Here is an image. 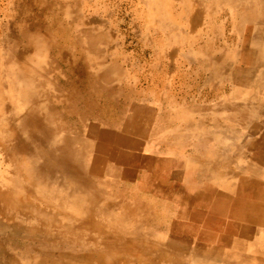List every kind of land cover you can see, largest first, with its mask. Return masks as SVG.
I'll use <instances>...</instances> for the list:
<instances>
[{
	"label": "rangeland",
	"instance_id": "374dc122",
	"mask_svg": "<svg viewBox=\"0 0 264 264\" xmlns=\"http://www.w3.org/2000/svg\"><path fill=\"white\" fill-rule=\"evenodd\" d=\"M135 1L0 0V138L10 123V108L20 113L24 108L23 97L12 95L20 81L12 87L8 77L14 66L27 65L33 90L40 74L50 84L44 85L50 92L47 105L62 135L57 146L76 153L90 183L85 214L79 187L75 196L42 204L36 194L50 193L47 188L25 190L40 173L23 174L10 161L20 164L27 156H9L0 148V264H212L205 258L211 249L218 250L212 253L215 258L235 249L242 259L264 258L259 253L264 239L241 237L244 225L235 234L228 231L229 205L213 213L211 207L189 204L211 185L230 193L234 174L264 171V160L243 150L251 138L248 127L264 128L263 64L258 51L253 62L244 56L242 43L251 34L235 30L239 20L232 22L234 33H202L203 28L217 30L218 23L189 21L187 17L200 18L201 7L182 6L180 0L141 6ZM73 16L80 19L79 32L70 26ZM25 30L40 44L27 45ZM246 47L255 49L249 41ZM215 50L220 52L214 59L219 69H199ZM206 78L219 86L202 81ZM188 79L193 88L185 86L186 93L204 96L193 102L164 100L167 92L185 94L181 84ZM212 88L218 90V103L211 101ZM247 101L252 103L248 109ZM260 104L262 112L254 110ZM215 123L229 130L222 137L230 141L221 144L217 156L211 144H204L213 140ZM175 127L177 134L171 132ZM67 135L68 143L62 142ZM190 135L199 140L195 147ZM215 159L218 166L212 164ZM47 170L51 177L44 175L45 181L52 185L55 174ZM62 183L69 191V180ZM73 202L79 209L70 207ZM81 217L89 224L80 223Z\"/></svg>",
	"mask_w": 264,
	"mask_h": 264
},
{
	"label": "crops",
	"instance_id": "0c3cea01",
	"mask_svg": "<svg viewBox=\"0 0 264 264\" xmlns=\"http://www.w3.org/2000/svg\"><path fill=\"white\" fill-rule=\"evenodd\" d=\"M157 4L155 0H137L135 1V5L141 6L142 4H147V5H153ZM176 4V3H175ZM178 4L182 6H198L201 7V13H200V18L198 16L195 17H187L189 21L194 22L198 20H203V21H211L214 23H218V28L217 30H207L203 28L202 33H234L232 31L231 25L232 22H236L239 20V26L235 28L236 31L240 33H248L250 36V39H248L245 43V40L247 39L246 36L242 40L243 43V48L245 51V55L248 59L252 60V62L256 59V52L257 55H259L260 63L263 64V69H264V40H262V37L264 38V0H180ZM193 15V14H192ZM236 15L241 17L240 19L236 18ZM166 20V19H163ZM80 19H76L75 16L71 18V28L74 30V32L78 31L80 29ZM85 21V20H84ZM220 23V24H219ZM243 25V27H242ZM260 25V26H259ZM78 27V30H77ZM247 28H254L252 32H248ZM23 33H25V39H26V44L28 45L31 42H34L35 45L37 46L38 42L37 40L33 41L32 35L25 30ZM249 42H252L254 45L255 51L249 50L246 45ZM40 46V45H39ZM219 49V47H218ZM220 54L219 50H215L214 52H211V61L206 60L207 59V54L205 56V60H201L200 64H198V68L201 69L202 71L210 69L214 70L216 68L219 69V64L214 61L215 56L218 57ZM251 62V61H250ZM256 62V61H255ZM13 66V65H12ZM42 64L40 65V67ZM210 68H209V67ZM31 70L28 69L27 65L26 67H16L14 66L12 68V71L10 72V76L12 78H9V83L12 87H15L17 83L19 82L20 89L18 90H12V95H18L20 97H23V103H24V108L22 112H18L15 110V108H10L12 110L11 118H10V123L12 127L16 126L19 124V120H22V125L24 127V133L26 134V138L28 136L29 141L35 140L33 138V134L37 133L40 135L46 136V143H52V146H54L55 140L60 139L58 129L54 127V118L53 115L50 114L49 110V104L47 105V101L49 100V95L50 92H48V89L45 88L46 85H50L47 81H45L44 77L40 74L38 79L35 81V89L33 90L32 87V78H31ZM261 79H264V71L261 72ZM252 77V74L250 75ZM202 81H206L209 85L212 87H218L219 82L216 81L214 78L212 79H202ZM182 86H184L185 89V94H179L176 91L175 92H167L165 93V96L163 97L164 100L168 101H178L179 99L181 101L185 102H193L196 100L198 96H204L202 94H191V93H186L189 91L188 87L191 86L190 90H192V82L187 80V83H182ZM188 86V87H185ZM212 99L213 103H218L219 101V93L216 88H212ZM214 91V92H213ZM243 92L245 93L246 90L243 87ZM209 93V92H208ZM0 94L2 93L0 89ZM9 95H11L9 93ZM160 97V95H157ZM207 100L209 99L208 96L210 94H207ZM215 96V97H214ZM159 98V99H163ZM2 102V101H1ZM247 106L246 108L248 109V106L252 107V103L250 101H247ZM190 106V104H189ZM218 106V104H217ZM262 107L263 105H259V110L256 108L254 110L262 112ZM46 109V113L43 111ZM253 110V109H252ZM252 110H250L252 112ZM3 117L2 114H0V119ZM216 124V123H215ZM179 129L175 127L174 129L171 130L172 133L177 134ZM229 130L227 129H222L219 127V125L216 124L213 135H212V141L207 139V143L204 144H211V149L213 155L217 156L218 155V149L220 148L221 144L222 145H227L230 143L228 138L222 137L225 133ZM222 132V133H221ZM248 132L251 134V138L245 141V145L243 147V150L247 148L249 149V154L258 157L262 160H264V147L263 141H264V128L258 127L256 125H252L248 127ZM221 133V134H220ZM68 136V135H67ZM194 137V138H193ZM189 139H192V145L191 146H196V144H199V140L195 135H190L188 137ZM69 139V136H68ZM200 142L202 143V138H200ZM66 143V141H64ZM68 143V140H67ZM32 147V146H31ZM30 148V147H29ZM56 148V147H55ZM71 149L70 147H68ZM135 156V155H134ZM135 158L139 159V156H135ZM213 162L212 164L214 166H218L217 164H220V161ZM168 161H172V163H181L183 161H179L176 159H171ZM186 171V170H184ZM217 171V169H216ZM252 173L248 174L246 173H238L237 175L234 174L235 176V182H234V187L230 188L234 189L231 190L230 193H221L219 192L218 188L214 185H211L212 190H206L205 192H199L196 194V196L191 197L192 200H190V206H205V207H211V211H218L221 212V208H223L226 204L229 205L228 211H226V216L228 217L229 225H228V231L235 234L236 232L240 231L242 229V225L245 226V230L243 231L245 234H243L241 237H245L247 234L246 228L247 224L246 222H238L236 221L235 216L233 215L235 210L239 208L240 201L244 200L243 202H246L247 200H251L253 197H259L261 192V187L264 188V171H252ZM218 173V172H217ZM186 175V174H182ZM215 175L216 180L218 181V175L216 173L212 174V176ZM194 178V174H193ZM213 180V177H212ZM196 181V180H195ZM188 183L187 180H184V183ZM207 188V187H206ZM238 188V191L236 189ZM264 191V190H263ZM233 218L232 221L230 219ZM222 241L224 243L226 242V237L222 236L221 237Z\"/></svg>",
	"mask_w": 264,
	"mask_h": 264
},
{
	"label": "bare ground",
	"instance_id": "6f19581e",
	"mask_svg": "<svg viewBox=\"0 0 264 264\" xmlns=\"http://www.w3.org/2000/svg\"><path fill=\"white\" fill-rule=\"evenodd\" d=\"M260 26V25H259ZM248 32H252L254 30V28H247ZM1 119H4V117H2ZM1 119H0V123H1ZM6 121V120H5ZM3 122V121H2ZM5 123V122H4ZM6 124V123H5ZM4 124V126H5ZM7 125V124H6ZM8 127L4 130L5 135L4 137L0 138V148L1 150H3L4 152H6L9 156L13 155L14 153L17 152H21L23 153V155L27 156L26 158H24L25 156H22L24 158V161L20 164H17L10 161V163H12L13 165L17 166L23 173V171H28V170H33L36 173H40L41 178L36 182V183H32L33 180L28 181V183L25 185V190H29V188L33 190L36 189V192H38L41 189H48L50 191V193L45 194V195H40L39 193L36 194L37 197L40 198L41 203L42 204H50L52 200L57 199L58 201L63 198L64 196L67 197H71V196H75V190L77 191V187L80 188L79 191H82V195L80 196L83 199L82 205L80 204V209L81 211H83V213L85 214L86 210L88 211L87 207H86V193L87 191L90 189V183L87 180L86 177V173H85V169L83 168V165L81 164V160L77 157H75L76 153H74V151H72V149H69V151L66 148H61L58 147L57 144L59 142L58 140H55L54 142V146H52V143H46L47 139L46 136L44 135H40V134H33V138L35 140L33 141H29L28 136L26 138V134L24 133V127L22 125V120H19V124L12 127L11 125H7ZM1 129H3L1 127ZM61 134H60V138H61ZM68 140V136L64 137L63 141H66L67 143ZM32 146V147H31ZM30 147V148H29ZM5 155V154H4ZM7 155V156H8ZM6 156V155H5ZM34 157L35 162L34 161H29L30 157ZM29 157V158H28ZM5 158V157H4ZM10 159V158H9ZM18 160V159H16ZM15 160V161H16ZM39 160V161H37ZM22 161V160H21ZM107 164V163H106ZM48 167H50L53 171V173L55 174L54 177L52 175V179H53V184L52 185H47L46 181H45V177L44 175L50 176L51 177V173L50 170L48 171ZM15 169V168H13ZM28 173V172H27ZM26 173V174H27ZM24 174V173H23ZM29 174V173H28ZM90 174V173H89ZM43 175V176H42ZM19 176V175H18ZM25 176V175H24ZM21 178V177H19ZM64 178H67L69 180V186L68 189L69 191L65 190L66 188H64L62 180ZM18 179V178H17ZM16 179V180H17ZM1 180V179H0ZM22 181L24 182V180L22 179ZM71 183V185H70ZM75 189V190H74ZM70 190H74L72 192H70ZM264 188L261 187V192H263L262 194H260L259 197H253L250 201L246 199V202H243L244 200L240 201V205L239 208L237 209V211L235 210L234 212V216L236 218V221L238 222H246L247 224V234H246V239L250 238V240H254V242L256 240H263L264 239ZM65 191H67V194L65 195ZM2 192V191H1ZM12 192V191H11ZM8 193V192H6ZM71 193V194H70ZM9 194V193H8ZM10 196L12 195L11 193L9 194ZM30 196V195H29ZM2 198H7L6 194H1ZM13 196H11L12 198ZM18 197V196H17ZM27 198H29L27 196ZM30 199V198H29ZM2 200V199H1ZM31 200V199H30ZM68 200V199H67ZM32 201V200H31ZM55 201V200H54ZM63 201V200H62ZM65 201V200H64ZM69 201V200H68ZM3 202V201H2ZM6 202V201H5ZM7 203V202H6ZM12 203V201H11ZM11 203H8L9 205H11ZM57 203V202H56ZM66 203V201H65ZM70 203V202H68ZM67 203V204H68ZM2 204V203H1ZM16 203H13L12 205H14ZM41 205V204H40ZM73 207L70 206L71 208H76L79 209V206L77 205V203H72ZM111 205V204H110ZM17 206V205H16ZM34 206V205H33ZM56 206V205H53ZM18 207V206H17ZM26 207V206H25ZM59 207V205H58ZM55 208V210L58 213H61L60 209ZM54 208V207H53ZM68 208V206H67ZM70 208V209H71ZM25 210V208H23ZM27 209V208H26ZM32 209V208H31ZM29 209V210H31ZM34 209V208H33ZM63 209V208H62ZM21 210V209H20ZM66 210V209H65ZM17 211L19 212V210L17 209ZM28 211V210H27ZM33 211V210H31ZM37 211V210H36ZM67 211V210H66ZM70 211V210H68ZM90 211V210H89ZM1 212V211H0ZM53 212V209H52ZM55 212V211H54ZM91 212V211H90ZM36 213V212H35ZM41 213V212H39ZM44 213V212H43ZM42 213V214H43ZM45 214V213H44ZM43 214V215H44ZM49 214V213H46ZM92 214L89 213V215ZM15 217V214H13ZM12 215V216H13ZM23 215V214H22ZM33 213H31V215H29L32 218ZM42 215V216H43ZM88 215V216H89ZM38 216V215H37ZM50 216H52L50 214ZM102 216V215H101ZM13 217V218H14ZM40 217V216H39ZM73 217V215H72ZM91 217V215H90ZM107 217V216H106ZM105 218V217H104ZM103 218V219H104ZM37 219V218H36ZM42 221H44V218L42 217ZM41 220V219H40ZM89 219H87V221L84 219V217H81L79 219L80 223H84V225L86 223H88ZM106 220V219H105ZM53 218H52V222H53ZM56 224V221H54ZM10 223V222H9ZM59 223V222H58ZM64 223V221H63ZM72 223V222H70ZM75 223V222H74ZM116 223V222H114ZM62 224V223H61ZM89 224V223H88ZM117 224V223H116ZM81 225V224H80ZM57 226V225H56ZM59 227L62 225H58ZM73 225H71L72 227ZM58 228V227H56ZM40 229V228H39ZM65 229V228H64ZM70 229V228H69ZM255 229H259L260 232H258V234H255L253 231ZM59 230V228L57 229ZM61 230V229H60ZM83 229H81L82 231ZM68 232H70L69 230H67ZM64 232V231H63ZM87 232H89L87 230ZM90 233V232H89ZM91 234V233H90ZM71 235V234H70ZM92 236V234H91ZM103 237V236H102ZM71 239V238H70ZM95 239V237H94ZM43 243V242H42ZM153 243V242H152ZM227 243V242H226ZM80 245V244H79ZM228 245V244H227ZM153 246V245H152ZM157 246V245H156ZM160 247V245H158ZM178 246V245H177ZM176 246V247H177ZM229 246V245H228ZM119 247V246H118ZM172 247V246H171ZM161 248V247H160ZM194 248V246H193ZM215 248V247H214ZM152 249V248H151ZM159 249V248H158ZM166 249V248H165ZM201 249V248H200ZM220 249V248H218ZM221 249L223 250V248L221 247ZM154 250V249H152ZM157 250V249H156ZM160 250V249H159ZM129 251V250H128ZM204 251V250H203ZM201 251V252H203ZM217 252L216 250H212L211 252L213 254H215V252ZM122 252V251H121ZM124 252H127L124 250ZM150 252V251H149ZM152 252V251H151ZM164 252V251H163ZM182 252V251H181ZM60 253V252H59ZM58 253V254H59ZM142 253V252H141ZM192 253V252H191ZM194 253V252H193ZM206 255L205 254V258H208V262L212 261V264H218V263H226V264H264V258L263 257H255L253 259L251 258H241V255H239V253L236 251L231 252L229 254H227L226 256H224L223 258H221L220 256H218L219 253H217V256L215 258V256L213 255ZM259 253H261L262 255H264V248H262ZM65 254V253H62ZM131 254V253H130ZM160 254V253H159ZM166 254V253H165ZM168 254V253H167ZM187 254V253H186ZM60 255V254H59ZM174 255V254H172ZM196 255V254H194ZM62 256V255H61ZM65 256V255H63ZM198 256V255H197ZM200 256V254H199ZM212 256V257H211ZM203 257V256H201ZM159 259V258H158ZM161 259V258H160ZM166 259V258H165ZM168 259V258H167ZM53 260V259H52ZM57 260V259H56ZM174 260V259H173ZM195 260H198L197 258ZM120 261V260H119ZM177 261H179L177 259ZM183 261V260H182ZM190 261V260H189ZM256 261V262H253ZM44 262V261H43ZM165 262V261H164ZM169 262V261H168ZM185 262V261H184ZM183 262V263H184ZM197 262V261H196ZM45 263V262H44ZM125 263V262H124ZM170 263V262H169ZM179 263V262H178ZM167 264V263H166ZM177 264V263H176ZM189 264V263H188ZM211 264V263H210Z\"/></svg>",
	"mask_w": 264,
	"mask_h": 264
}]
</instances>
